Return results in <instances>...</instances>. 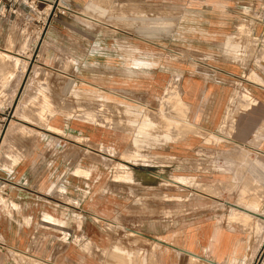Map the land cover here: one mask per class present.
I'll use <instances>...</instances> for the list:
<instances>
[{
	"label": "rangeland",
	"instance_id": "1",
	"mask_svg": "<svg viewBox=\"0 0 264 264\" xmlns=\"http://www.w3.org/2000/svg\"><path fill=\"white\" fill-rule=\"evenodd\" d=\"M248 1L0 0V181L54 174L56 209L23 249L0 240V264H264V28L234 13ZM205 6L222 16L225 57L245 69L216 130L180 127L176 97L105 78L113 56L164 65ZM183 36L202 49L204 33ZM74 139L87 159H66ZM80 215L93 239L70 233Z\"/></svg>",
	"mask_w": 264,
	"mask_h": 264
},
{
	"label": "crops",
	"instance_id": "2",
	"mask_svg": "<svg viewBox=\"0 0 264 264\" xmlns=\"http://www.w3.org/2000/svg\"><path fill=\"white\" fill-rule=\"evenodd\" d=\"M184 1L186 2V0H183L181 3H184ZM205 7L208 8V6ZM207 8H204V14L201 13V17L197 19L198 22H201L198 23L201 26L198 30L194 29L196 28L195 25L188 22V20H185L180 29H177L178 32L182 33L181 37L183 39L176 44L172 39L171 47H176L180 52H174L175 55L173 56L166 55L164 65L158 63L157 54L151 55L149 60L143 56L124 58L120 55L113 56L105 59V78H111V75H113L114 79L120 81L122 79L120 74L123 73V76L127 75L129 80L139 83L141 90L137 91L145 96L161 98L170 95L176 97L175 103L179 101L181 104L180 113L183 117L176 121L180 122V127L196 126L216 130L220 126L224 112L232 100L233 85L231 79L238 71L244 73L245 69L233 59L225 57L227 54L224 51L223 43L220 42L221 33L225 31L222 27H225V24L221 21L222 16L218 14L211 17L206 15L205 12H210ZM211 9H216V7ZM174 31V29H171L172 37ZM197 31L204 33L200 43L204 50L191 47L192 43L189 44L188 41H184L188 40L187 37L183 36L184 33ZM168 32L166 38L170 41ZM108 46V48L111 47ZM191 51L197 52L201 56L193 57ZM130 102L133 103L134 101ZM261 111L264 112V105H262ZM174 113L179 115L178 112ZM167 118L170 121H175L172 118ZM245 121L252 122L253 116L246 117ZM148 125H151V121ZM106 129L105 143H110L111 135L109 130ZM118 140V142L125 143L124 139ZM72 144L75 146L76 151L70 153L66 159H87L88 155L82 146V142L74 139ZM79 149L84 151H79ZM80 155L84 156L81 157ZM34 165L37 166V164ZM0 183H2L0 188L3 189V192H1L3 197H1L4 203L2 204L6 207H0V240L6 245L23 249L27 241L40 237L41 224L47 223L43 219V215L49 213L53 216V211L56 210L53 204L55 199L54 174L43 175L37 169H30L28 173L15 177L6 173L4 177H1ZM84 183L88 186L87 181ZM83 198L85 199V197ZM87 199L88 197L86 198V208L91 197ZM78 200L76 198V201ZM81 212L87 215L86 211L81 210ZM86 215H80V221L75 220L74 226L72 225L71 229H67L74 234L81 230L82 235L88 239H93L94 234L88 224ZM95 217L100 218L96 215ZM113 249L117 250L119 254H130L129 251L121 250L117 246Z\"/></svg>",
	"mask_w": 264,
	"mask_h": 264
},
{
	"label": "built area",
	"instance_id": "3",
	"mask_svg": "<svg viewBox=\"0 0 264 264\" xmlns=\"http://www.w3.org/2000/svg\"><path fill=\"white\" fill-rule=\"evenodd\" d=\"M234 13L246 23L245 29H250L253 24H259L264 28V0H249L246 6L238 8ZM238 28L233 26V29Z\"/></svg>",
	"mask_w": 264,
	"mask_h": 264
},
{
	"label": "bare ground",
	"instance_id": "4",
	"mask_svg": "<svg viewBox=\"0 0 264 264\" xmlns=\"http://www.w3.org/2000/svg\"><path fill=\"white\" fill-rule=\"evenodd\" d=\"M107 23V22H106ZM90 86H94V85H90ZM172 94V93H171ZM114 95V94H113ZM133 102V101H132ZM168 104V103H167ZM133 107L134 108H139L140 110H141V108L142 107H145V106H142L140 103H138V102H133ZM172 108V107H171ZM180 111V110H179ZM119 118H120V116H119ZM177 136V135H176ZM136 139H137V137H136ZM133 140V143L131 144L132 145V147H135V146H137V140ZM178 182V181H177ZM184 185V184H183ZM12 250V249H11ZM178 251V250H177ZM182 251V250H181ZM13 252H14V250H13ZM186 252V251H185ZM17 253V252H16ZM18 253H20V254H23V255H26V256H28L29 258H31L32 259V261H38L39 262V258L38 257H35V256H33V255H30V254H25L24 252H18ZM186 254V253H185ZM184 254V255H185ZM188 255V254H187ZM43 261V260H42Z\"/></svg>",
	"mask_w": 264,
	"mask_h": 264
}]
</instances>
